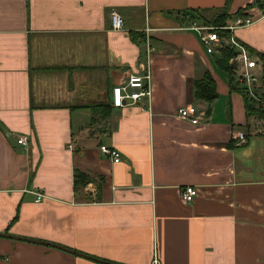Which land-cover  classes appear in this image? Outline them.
Masks as SVG:
<instances>
[{
  "label": "crops",
  "instance_id": "crops-1",
  "mask_svg": "<svg viewBox=\"0 0 264 264\" xmlns=\"http://www.w3.org/2000/svg\"><path fill=\"white\" fill-rule=\"evenodd\" d=\"M223 8L250 17L232 35L264 57V0H0V231L119 264H264V133L217 52L179 28ZM146 27L149 98L92 116L84 105L110 104L139 72L144 42L129 32ZM205 70L209 101L193 94ZM185 104L195 123L177 115ZM186 185L197 193L183 202ZM0 264L105 263L1 236Z\"/></svg>",
  "mask_w": 264,
  "mask_h": 264
},
{
  "label": "built area",
  "instance_id": "built-area-1",
  "mask_svg": "<svg viewBox=\"0 0 264 264\" xmlns=\"http://www.w3.org/2000/svg\"><path fill=\"white\" fill-rule=\"evenodd\" d=\"M109 25L111 29H121L122 20L116 12H109ZM253 21L248 16L234 17L229 21H225L223 26H213L203 24L199 22H191L190 24L180 26L179 28L191 29L196 33L198 40L200 41L202 48L206 54L217 52L220 48L227 46L232 49V55L228 58L227 62L231 65L233 81L238 87L243 89L244 95L252 97L257 100L259 91L258 79L261 78L259 59L251 54L245 47L236 41L232 33L236 28H243L251 24ZM217 28L226 30L228 34H219ZM151 28H145V35L143 38L144 48L143 55L144 60L140 61V69L137 73H130L126 75L125 79L115 85H112L110 89V104L112 106H122L125 103H133L140 100V98H149L150 88L148 85V71H147V55L150 52V42L148 38V31ZM177 115L182 119H188L191 123L197 121V112L191 104H185L178 107L176 110ZM238 140H242V133L239 131L236 134ZM25 136L20 135L16 138L17 143H24ZM98 149L105 154L113 162L120 160L119 151L116 147L108 146L106 144L99 143ZM197 193V189L194 186L186 185L179 191V199L183 202L192 200ZM42 197L40 193H35V201Z\"/></svg>",
  "mask_w": 264,
  "mask_h": 264
},
{
  "label": "trees",
  "instance_id": "trees-1",
  "mask_svg": "<svg viewBox=\"0 0 264 264\" xmlns=\"http://www.w3.org/2000/svg\"><path fill=\"white\" fill-rule=\"evenodd\" d=\"M257 0H254L256 3ZM250 5H245L243 9H248ZM193 15H190V18H196L201 23L207 24V25H213V26H223L225 24L226 20H231V18L234 17H243L245 14H241V10H236L234 14H229L226 11V8L216 10V12L209 14L208 16H204L203 12H200L197 9L191 10ZM217 32L219 34H228L226 30H222L220 28H217ZM131 39L136 40L137 38H140V40H143V34L141 32H129ZM238 43H240L238 40H236ZM243 47H245L250 53L253 52L252 49L247 47L244 43H240ZM216 56L213 57V66L220 70L223 75L226 78V82H228L229 89L236 90L241 93L242 95V101H243V107H244V113L245 115H255L258 118L264 119V90L260 92L258 95V99L255 100L252 97H249L247 95H244L243 89L241 87H238L236 83L233 81V74H232V68L231 65L227 62L228 58L233 54L232 49L224 46L220 48L217 51ZM257 58H259L261 61V70L264 72V57H262V54L260 53H254ZM262 82L264 83V74L261 76ZM194 83V90L193 94L195 98H202L206 101H209L213 98L215 95L214 90V83L212 80V77L209 73V71L205 70L202 75L193 81ZM90 109V111H94L97 109H105V112H102L103 116L107 114L109 109L111 108V104L109 103H97V104H91V105H84ZM73 185L77 183H84L87 175L82 174L78 170L73 171Z\"/></svg>",
  "mask_w": 264,
  "mask_h": 264
},
{
  "label": "water",
  "instance_id": "water-1",
  "mask_svg": "<svg viewBox=\"0 0 264 264\" xmlns=\"http://www.w3.org/2000/svg\"><path fill=\"white\" fill-rule=\"evenodd\" d=\"M1 236H4V237H8V238H11V239H20V240H24V241H27V242H35V243H39V244H42V245H49V246H52V247H56V248H61V249H63V250H65V251H67V252H70V253H75L76 255H79V256H81V257H84V258H86V259H92V260H95V261H97V262H99V263H105V264H119V263H113V262H110V261H107V260H101V259H99V258H96V257H93V256H90V255H86V254H84V253H81V252H79V251H76V250H71L70 248H67V247H64V246H62V245H57V244H55V243H52V242H49V241H46V240H39V239H37V238H32V237H29V238H27V237H22V236H19V235H13V234H9V233H7V232H3V231H0V237Z\"/></svg>",
  "mask_w": 264,
  "mask_h": 264
},
{
  "label": "rangeland",
  "instance_id": "rangeland-1",
  "mask_svg": "<svg viewBox=\"0 0 264 264\" xmlns=\"http://www.w3.org/2000/svg\"><path fill=\"white\" fill-rule=\"evenodd\" d=\"M260 71H261V76H263L264 72L261 70V67H260ZM258 84H259V91L261 90V92H262L264 90V83L262 82V78L258 79L257 85ZM102 112H105V109H100L99 108V109H97V111L96 110L91 111L92 116H95V117L96 116L103 117ZM104 116H106V115H104ZM252 116L254 118V126H253V129L256 130V133L257 134L264 133V119L263 118H258L255 115H252Z\"/></svg>",
  "mask_w": 264,
  "mask_h": 264
}]
</instances>
